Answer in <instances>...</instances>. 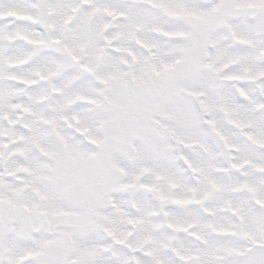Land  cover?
Segmentation results:
<instances>
[{"label":"clouds","instance_id":"9594fccd","mask_svg":"<svg viewBox=\"0 0 264 264\" xmlns=\"http://www.w3.org/2000/svg\"><path fill=\"white\" fill-rule=\"evenodd\" d=\"M0 264H264V0H0Z\"/></svg>","mask_w":264,"mask_h":264}]
</instances>
